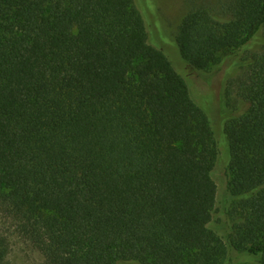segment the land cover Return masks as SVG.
Instances as JSON below:
<instances>
[{"label": "trees", "instance_id": "1", "mask_svg": "<svg viewBox=\"0 0 264 264\" xmlns=\"http://www.w3.org/2000/svg\"><path fill=\"white\" fill-rule=\"evenodd\" d=\"M172 43L210 78L239 69L220 139L217 96L196 98L135 0H0V208L43 264H264V0H189Z\"/></svg>", "mask_w": 264, "mask_h": 264}, {"label": "rangeland", "instance_id": "2", "mask_svg": "<svg viewBox=\"0 0 264 264\" xmlns=\"http://www.w3.org/2000/svg\"><path fill=\"white\" fill-rule=\"evenodd\" d=\"M135 1L146 20L151 42L162 48L167 55L171 57L177 69L189 79L196 98L200 101L203 93L217 96L215 101L218 107L210 108L213 110L211 114L213 128L216 131L217 137L220 139L224 131V125L222 124V117L219 115L220 103L218 96L224 93L227 79L237 76L239 74V69H235L234 72L233 63L227 60L220 68H216L215 72L217 74H214V76L210 78V74L207 72H196L187 62L183 61L177 48L172 45V41L176 39L178 28L187 13L189 0ZM207 1L214 2L215 0ZM160 28L164 37L160 34ZM195 73H199L201 76L199 75V78H197ZM209 79H212L211 85L208 83ZM223 80L225 81L223 82ZM201 87H203V89ZM210 104L211 103H207V106L209 107ZM224 116V118L227 119L229 114L227 113V115ZM223 146L224 144L221 147ZM229 159L230 156L225 150V153L220 157L214 174L219 187L216 218L221 219L222 223L227 226V214L232 213L237 216V214L241 212V210L236 207L228 192L227 165ZM0 233L4 234L10 243V253L7 258V264L44 263L45 259L43 254L34 246L29 237L26 236L24 228L2 208H0ZM233 258L234 264H260L259 258L250 253H237Z\"/></svg>", "mask_w": 264, "mask_h": 264}]
</instances>
